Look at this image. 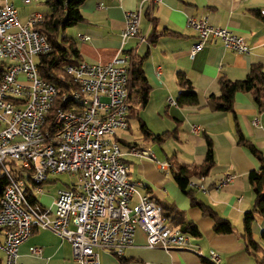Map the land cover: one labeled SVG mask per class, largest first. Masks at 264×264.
<instances>
[{"label": "crops", "instance_id": "obj_1", "mask_svg": "<svg viewBox=\"0 0 264 264\" xmlns=\"http://www.w3.org/2000/svg\"><path fill=\"white\" fill-rule=\"evenodd\" d=\"M47 0H36L26 4L24 0H0V6L12 5L25 24L31 15L49 13ZM85 20L72 27L82 58L91 63L107 65L117 56L134 54L147 58L143 69L151 87L149 101L143 108H133L129 113V128L117 135L124 146H136L151 150L159 162H167V170L149 158L125 156L129 167V180L138 190L158 203L169 223L184 231L190 224L199 235H189L188 250L165 251L149 248L147 238L138 230L134 244L122 258L111 251L98 250L100 264H209L215 251L220 264H259L260 257L246 251L242 239L244 217L255 205V194L249 182V174L261 168L259 160L238 144L237 125L245 137L253 142L264 155V109L260 108L251 92H239L235 96L233 113L220 112L210 95L220 94L219 80L227 78L243 81L253 65H261L264 71V0H162L161 3H143V0H86L81 7ZM141 12L138 35L123 41L126 29V13ZM260 13V16L255 14ZM208 19L216 27L226 28L245 38L251 51L239 54L224 46L218 39L210 38L192 56V48L199 41L198 33L188 26L190 19ZM156 20L159 39L150 45L148 38ZM185 73L199 96V106L180 107L177 104L181 88L178 74ZM172 99L176 105L169 102ZM145 125L153 135L172 133L165 142L138 141L132 133L134 121ZM199 127L198 133L193 128ZM143 131V129H142ZM208 139L215 151V166L207 177L193 176L190 182L203 186L193 188L189 184L197 203L213 209L217 215L229 220L235 227L231 234H218L214 221L204 215L199 206L193 205L177 185L174 176L179 165L202 166L208 152ZM158 144L164 147L162 152ZM157 152H156V151ZM233 175L234 182L217 189L219 181ZM28 195L38 205L51 208L58 198L54 180L44 183L41 193L32 184ZM138 202L134 197L132 205ZM163 214V215H164ZM254 239L261 243L264 220L256 216L253 226ZM4 239L0 233V241ZM39 248L34 254L31 249ZM4 259L5 254L0 251ZM19 264H75L73 247L54 232H34L19 248Z\"/></svg>", "mask_w": 264, "mask_h": 264}, {"label": "built area", "instance_id": "obj_2", "mask_svg": "<svg viewBox=\"0 0 264 264\" xmlns=\"http://www.w3.org/2000/svg\"><path fill=\"white\" fill-rule=\"evenodd\" d=\"M125 17L124 42L138 35L141 12ZM44 18L34 14L23 24L15 7L0 6V65L5 70L0 80V172L8 180L1 199L0 251L5 264H19V248L38 231L54 232L70 242L75 264H100L98 250L122 258L138 230L145 233L149 248L188 250L189 235L175 229L162 207L129 180L127 155L149 158L163 170L169 167L151 150L117 140L129 128V55H119L107 65L85 60L69 64L66 72L76 89L60 98L57 88L41 78L37 65V58L51 51L47 38L35 29ZM188 26L199 37L192 56L210 38L239 54L251 51L245 38L208 19H190ZM58 99L61 107L53 115ZM60 174H69L74 182L58 192L53 207H42L28 195V177L41 193L49 176ZM234 180L226 175L216 188H226ZM190 185L206 192L195 182ZM134 197L138 202L132 205ZM31 251L41 253L39 248ZM209 262L220 264L215 251Z\"/></svg>", "mask_w": 264, "mask_h": 264}, {"label": "trees", "instance_id": "obj_3", "mask_svg": "<svg viewBox=\"0 0 264 264\" xmlns=\"http://www.w3.org/2000/svg\"><path fill=\"white\" fill-rule=\"evenodd\" d=\"M86 0H47L45 5L49 8V13L45 16L43 22L36 26V30L42 33L51 45V51L40 55L37 58V65L41 78L54 85L59 91V97L63 94L76 89L73 78L67 74L66 67L69 64H79L84 61L80 54V50L76 40L66 35V30L82 23L85 18L82 14L81 7ZM186 1V0H180ZM257 16L259 12L255 11ZM156 20L153 21V31L148 38L150 45L155 44L159 39L157 32ZM130 67V110L138 107H145L149 101L151 87L148 83L145 71L143 69L144 57L129 54ZM4 66L0 65V80L3 77ZM178 84L181 93L178 97L177 104L180 107H196L199 106V96L194 89L191 81L185 73L178 74ZM220 94H211L210 99L216 105L220 112L233 113L236 118L234 105L235 96L239 92H251L256 104L264 109V71L261 65H253L247 78L243 81H232L227 78L219 80ZM61 107L60 99L51 114H55L56 110ZM143 131L148 138L163 143L167 138L172 137V133L167 132L162 135L151 134L145 125L142 126ZM238 144L248 149L261 163V168L252 171L249 174V182L255 194V205L252 211L245 214L244 217V233L242 235L246 251L255 257H260L259 264H264V231L261 234V243L254 239L253 226L256 216H260L264 220V155L257 146L248 140L239 125H237ZM208 152L205 162L202 166H183L179 165V173L174 179L179 188L187 196L192 198L193 205L199 206L204 215L210 217L214 221V230L218 234H231L235 227L232 223L219 217L217 213L203 204H199L193 198L192 191H189L190 178L193 176L204 178L207 177L215 166V151L210 139H208ZM32 184L30 177L27 178V187ZM8 186V180L5 175L0 172V209L1 199L4 189ZM28 190H30L28 188ZM163 211V209H162ZM164 214V212H163ZM167 219L166 213L164 214ZM168 220V219H167ZM199 235L196 227L192 224L184 231V233ZM1 242V241H0ZM0 264H4V259L0 256ZM209 264H211L209 262Z\"/></svg>", "mask_w": 264, "mask_h": 264}, {"label": "rangeland", "instance_id": "obj_4", "mask_svg": "<svg viewBox=\"0 0 264 264\" xmlns=\"http://www.w3.org/2000/svg\"><path fill=\"white\" fill-rule=\"evenodd\" d=\"M71 30H72V28H69V29L66 30V35L68 37H73V34H72ZM136 122L134 120L131 123L132 133L134 135L138 134V137H141V135L143 134V136L141 138H138V141H141L143 143L145 141H147V142L148 141H151L153 138H151V137L148 138V136L146 135V133L144 131H142L141 126L138 123H136ZM149 132H151V131L149 130ZM161 145H164V144H161ZM161 145L158 144V148L162 152V150H164V147H162ZM49 177H50V180H54L55 190L56 191H58L61 188H65L67 186H70L74 182V178H72L69 174L50 175Z\"/></svg>", "mask_w": 264, "mask_h": 264}]
</instances>
